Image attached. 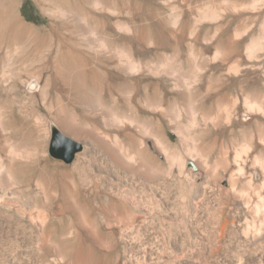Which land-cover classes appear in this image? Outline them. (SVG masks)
I'll list each match as a JSON object with an SVG mask.
<instances>
[{
  "label": "rangeland",
  "instance_id": "obj_1",
  "mask_svg": "<svg viewBox=\"0 0 264 264\" xmlns=\"http://www.w3.org/2000/svg\"><path fill=\"white\" fill-rule=\"evenodd\" d=\"M250 96L264 101V0H0V136L26 151L10 165L1 150L0 264H264ZM55 130L83 147L70 164L51 153ZM117 140L143 143L144 176L113 162Z\"/></svg>",
  "mask_w": 264,
  "mask_h": 264
},
{
  "label": "bare ground",
  "instance_id": "obj_2",
  "mask_svg": "<svg viewBox=\"0 0 264 264\" xmlns=\"http://www.w3.org/2000/svg\"><path fill=\"white\" fill-rule=\"evenodd\" d=\"M37 1L47 2L48 0H37ZM104 4H107V3H102V2L98 3V5H104ZM13 5L16 6L17 3L13 1ZM10 10H9L8 13L10 14L11 17H13L14 20L16 19V22L20 26V28L21 29H28L29 27L27 25H25L24 23H22V21L20 20L19 17L14 16V14L12 13L13 10H14V8H13V10L12 9H10ZM59 12L61 13V15L63 17H65L67 19L68 18H74L75 17L77 19L78 23H85L87 25L89 24V18L87 16L83 15V14L82 15H75L73 11L65 10V9H61V8H59ZM123 61H126V65H127V67H128L129 70H132L134 72H140L141 71L140 70L141 69V63L137 62L134 59L133 56L128 55V54L124 55ZM151 70L152 71H157V67L156 66H153ZM248 106L250 107V109L252 111L253 110H260L261 112L264 111V101H258L256 99H254L253 96H250L248 98ZM40 111H41V109H40ZM43 116L44 115H39V120L42 123L44 122V117ZM112 121H113V125H115V124H117L119 122H121L122 124H125L126 125V122L124 121L123 117L118 116L116 114H113L112 115ZM137 123H139V122L137 121ZM156 129L157 128H155V125L152 126V128L150 127V131L151 132H155V135L157 133ZM179 133H180V136H181L182 140H185V137H184L185 136V133H184V131H181V128L179 129ZM10 140H11V138H9V136H7V135L2 134V136H0V155H1V150H4V148H2V146H9L7 148V150H5V151L7 152V158H6V160L11 165V164H14V162L16 161L17 158L23 157V156H21V154L22 153L25 154L26 151H25V148H24L25 145H23V142H21V143H18L16 141L11 142ZM157 144L167 154L168 158L171 160L172 163H176V161H178V160L180 161L181 160L180 157H179L180 155H179L178 151L176 149H174L173 146L170 145L164 137L158 138ZM140 146H138V148H141V149L138 150L137 145H133V148L135 149V151L138 150V153L133 154L130 151V149H127V148L123 147L122 144L119 142V140H117L114 143L112 150L109 151V154L111 155V159L113 160V162L116 163L119 167H122V168L125 167L127 169L136 171L140 175L144 176L145 175V167L143 166V164H141V161L143 160V157H140V152H141V150L144 149V148H142L143 143ZM195 150H198V149L195 148ZM132 162H133V164H131ZM74 171L80 173V171H82V170L80 169L79 166H76L74 168ZM148 175H149V178H148L149 181L154 186H156L157 185V182L159 180V170H158V167H157V161L155 159H152V162H151V164L149 166ZM153 188L154 189L151 190L152 191V194L150 196L151 197L150 199H151V202L152 203L151 204L149 203L150 204V207H149V215H150V217L152 219L151 220V223H150L151 226L152 225H155V224H158V222L160 221L159 220V213H158L159 206L156 203L157 202L156 201V192H157V189L155 187H153ZM134 226H136V225H134Z\"/></svg>",
  "mask_w": 264,
  "mask_h": 264
},
{
  "label": "water",
  "instance_id": "obj_3",
  "mask_svg": "<svg viewBox=\"0 0 264 264\" xmlns=\"http://www.w3.org/2000/svg\"><path fill=\"white\" fill-rule=\"evenodd\" d=\"M82 150L83 147L81 144L64 136L58 130L54 131L51 153L56 159L63 160L67 164H70Z\"/></svg>",
  "mask_w": 264,
  "mask_h": 264
},
{
  "label": "trees",
  "instance_id": "obj_4",
  "mask_svg": "<svg viewBox=\"0 0 264 264\" xmlns=\"http://www.w3.org/2000/svg\"><path fill=\"white\" fill-rule=\"evenodd\" d=\"M24 10H25V6H24Z\"/></svg>",
  "mask_w": 264,
  "mask_h": 264
}]
</instances>
